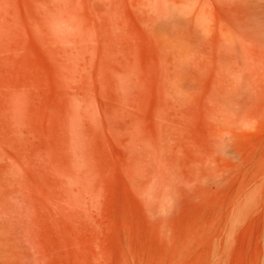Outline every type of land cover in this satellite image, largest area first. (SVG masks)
Masks as SVG:
<instances>
[{"label": "rangeland", "instance_id": "rangeland-1", "mask_svg": "<svg viewBox=\"0 0 264 264\" xmlns=\"http://www.w3.org/2000/svg\"><path fill=\"white\" fill-rule=\"evenodd\" d=\"M0 264H264V0H0Z\"/></svg>", "mask_w": 264, "mask_h": 264}]
</instances>
